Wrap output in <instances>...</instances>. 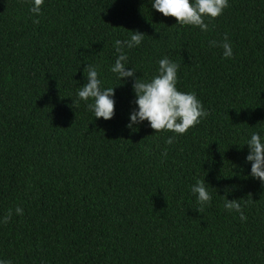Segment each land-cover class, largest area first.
<instances>
[{
    "label": "trees",
    "instance_id": "1",
    "mask_svg": "<svg viewBox=\"0 0 264 264\" xmlns=\"http://www.w3.org/2000/svg\"><path fill=\"white\" fill-rule=\"evenodd\" d=\"M29 7L0 0V219L12 211L0 223V258L264 264V185L249 175L244 145L251 132L264 135V0H229L205 18L207 32L175 25L150 0H44L38 17ZM131 31L144 33L125 49L135 75L150 79L168 56L180 65L177 87L206 110L183 135L147 121L126 127L132 80L109 69L114 41ZM225 35L231 58L209 43ZM88 63L105 86L120 84L110 120L74 103ZM198 179L212 197L201 213L191 192ZM224 195L239 200L246 220L224 208Z\"/></svg>",
    "mask_w": 264,
    "mask_h": 264
},
{
    "label": "clouds",
    "instance_id": "2",
    "mask_svg": "<svg viewBox=\"0 0 264 264\" xmlns=\"http://www.w3.org/2000/svg\"><path fill=\"white\" fill-rule=\"evenodd\" d=\"M151 6L165 17H175L177 24L182 26L198 27L202 32L209 31L208 20L215 19L222 15L229 6V0H150ZM29 12L33 17L42 14L44 0H29ZM33 23H39L38 19H33ZM144 33L131 31L128 39H116L114 48L118 53L114 64L110 66V72L116 75L122 83L128 79L132 80V89L135 95V108L129 113L126 127L135 130L134 125L148 122V126L155 130L170 131L178 135H183L189 128L194 127L201 119L207 116L197 94L191 91H181L178 87V71L180 65L171 60L168 56L157 61L156 73L150 79H142L135 75L134 67H128V56L125 49H132L141 45ZM211 47H221L223 57L231 58L233 48L227 35L220 44L210 41ZM86 83L80 86L76 92V100L83 101L86 107L94 114L96 119L103 118L110 120L115 115V87L105 86L99 76L97 66L88 63L84 69ZM121 83V84H122ZM91 100V103L88 101ZM174 137L170 136L165 141L172 144ZM248 146V154L245 157L246 163H250V173L252 178L258 179L264 185V135L259 132H251L245 144ZM204 180H196L191 186V192L195 195L197 204L196 210L200 213L205 205L211 202V194L207 190ZM230 189H226V192ZM224 201V208L229 212L239 213L240 219L246 220L239 200H229L227 195ZM16 215H23V209L19 206L15 208ZM12 216L10 210L7 215L0 219V223H7ZM0 264H12L10 260L0 258Z\"/></svg>",
    "mask_w": 264,
    "mask_h": 264
}]
</instances>
